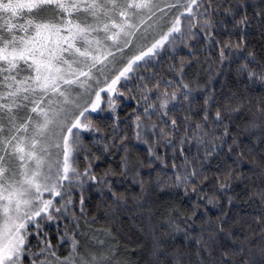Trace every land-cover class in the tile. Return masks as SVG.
Returning <instances> with one entry per match:
<instances>
[{"label":"snow or ice","instance_id":"6c2138e0","mask_svg":"<svg viewBox=\"0 0 264 264\" xmlns=\"http://www.w3.org/2000/svg\"><path fill=\"white\" fill-rule=\"evenodd\" d=\"M247 7L246 0H0V264H131L111 228H93L98 217L86 208L93 188L107 197L105 223L121 213L134 224L147 219L148 264H264V54L246 48ZM255 17L264 34V0ZM229 21L238 41L222 38ZM169 52L172 62L160 71ZM225 64H235L244 91L220 101L208 80ZM197 93L203 103L194 109ZM126 102L131 113L122 121ZM137 145L146 159L134 155ZM101 163L107 167L98 171ZM250 180L248 198L262 207L253 222L221 204V193ZM123 181L130 187L120 191ZM154 189L195 199L169 204L157 219L148 200ZM181 232L195 252L169 246Z\"/></svg>","mask_w":264,"mask_h":264},{"label":"trees","instance_id":"16d2710c","mask_svg":"<svg viewBox=\"0 0 264 264\" xmlns=\"http://www.w3.org/2000/svg\"><path fill=\"white\" fill-rule=\"evenodd\" d=\"M262 0H246L247 4V12L250 17H252L251 25L245 30L246 36V48L247 50H252L257 54V58L260 55L264 54V34L260 27L257 24V18L255 17V10L258 5H260ZM232 22L229 21L228 34L224 35L222 38H227V35H231L233 41H238L240 32L239 30L232 29ZM215 51V48L213 49ZM180 53L183 56L188 55V50L181 47ZM245 51L243 55H246ZM172 53H168L166 55H162L161 63L163 67L159 68L160 71H165L167 69V65L172 61L169 57ZM179 59V57H177ZM201 83L208 80L207 74H201ZM208 88L211 91L215 89L216 98L220 101H223L226 96L230 95L231 92H242L244 91V82L236 78L235 73V64L229 68L227 64L221 69L220 75L213 74V78L208 80ZM252 95L259 94V87L254 86ZM203 93H197V101L198 103L194 104V109L198 108L200 104L203 103ZM134 103V102H133ZM120 113L121 120H125L128 115L131 113V108L128 107L127 102L118 109ZM106 116L109 114H105ZM121 127H124L122 124ZM129 135L131 136V129H129ZM247 143V142H246ZM137 152L134 155L138 154L142 159H146V151L144 145H137ZM255 150L257 153L261 150V146L256 145ZM169 157H171V152L169 151ZM179 162V161H177ZM213 162L212 168L214 171ZM107 167V164L101 163L99 165L98 171H102L103 168ZM171 168V159H169V169ZM149 169L145 168L144 173L147 178V173ZM245 173L247 175H251L248 173L247 168H245ZM155 174L153 173V176ZM169 175L171 172L169 171ZM211 175V173H209ZM249 187L245 188L244 184L234 183L232 188L227 190L225 193H221V204L224 206V211L228 212L230 216L233 217H243L249 222H253L254 217L260 215L262 211V207L258 200L249 199L248 191L251 188L253 183L252 180L247 182ZM254 183L256 186L260 185L259 179H255ZM116 187L120 191H124L126 188L130 187L129 181H123L118 183ZM132 191L139 192L138 187L132 188ZM131 194V192H130ZM229 196L234 197L231 207L227 204V198ZM195 197H183L182 192L178 193L177 190H164L160 191L158 189H154L149 195L148 200L150 205L157 211V219L160 218V214L165 211L171 203H176L178 205H190L191 201L194 200ZM106 196H101L99 192H97L94 188L90 189L86 192V208L88 209L90 216L96 215L98 217V223L93 225L94 229H102V228H111L112 232L115 236H117L119 240L120 253L121 256H126L131 264H148L150 259L149 250L151 248V235L148 231V221L145 218L143 221L136 220L135 224L132 221V218L128 214L121 213L118 217L117 223L107 224L105 223V217L103 215V210L106 207ZM97 205H100V208H97ZM210 210V215L215 218L220 215L221 209L219 206L212 207L208 206ZM144 228L145 231L141 232L139 229ZM53 229V233H54ZM192 235H195L196 232L199 231V221L197 220L194 225V230H189ZM55 243V241H53ZM169 246L180 247L183 251L195 252V241L185 239L183 232L175 234L173 237L168 240ZM196 257L193 255L192 260L195 261Z\"/></svg>","mask_w":264,"mask_h":264}]
</instances>
